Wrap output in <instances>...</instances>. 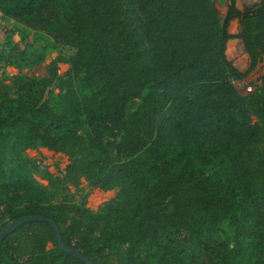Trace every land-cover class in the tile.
<instances>
[{"label": "trees", "instance_id": "1", "mask_svg": "<svg viewBox=\"0 0 264 264\" xmlns=\"http://www.w3.org/2000/svg\"><path fill=\"white\" fill-rule=\"evenodd\" d=\"M225 2L222 22L215 0H0L4 17L50 37L71 67L54 79L55 106L16 84L0 90V231L47 218L93 264H264V77L245 98L233 86L263 61L264 0L244 11ZM231 40L245 71L227 58ZM17 48L0 50V68H33L47 53ZM38 148L69 159L62 181L45 172L57 195L85 180L119 200L97 213L66 195L52 202L28 157ZM226 222L234 236L220 240ZM0 264L84 263L35 222L4 239Z\"/></svg>", "mask_w": 264, "mask_h": 264}, {"label": "rangeland", "instance_id": "2", "mask_svg": "<svg viewBox=\"0 0 264 264\" xmlns=\"http://www.w3.org/2000/svg\"><path fill=\"white\" fill-rule=\"evenodd\" d=\"M260 1L237 0V7L239 10L244 11L259 4ZM215 2L221 20L224 22L227 15V4L225 0H215ZM229 26L233 35L240 33L238 21L231 22ZM27 44L34 48L44 47L47 49L43 63L33 68H17L15 66L0 68V90L4 86H13L16 84L17 88L15 90L21 88L22 94L26 98L28 97L32 98V100L42 102L47 101L55 106L58 104L62 93L54 79L56 77H67L71 70L70 65L61 61L68 58L67 50L56 47L51 38L44 33L31 30L14 20L7 19L0 13V50H9L11 45H17L19 47L17 49L24 50ZM226 55L238 70L245 71L247 69L248 59L244 53V47L241 41L231 40L227 45ZM263 77L264 58L252 74L244 80L234 81L233 86L238 94L245 98L254 94L262 87L261 80ZM12 94L17 98L21 96L13 90ZM250 116L252 124H259V120L252 112H250ZM76 126L79 127V134L85 133L86 127L80 126L79 122L76 123ZM28 157L39 164L41 173L36 175L37 182L42 186L47 198L54 203L60 202L62 197L66 195L70 201L83 206L90 212L97 213L104 206L119 200V189L103 191L97 189L85 180L81 181L79 187H69L63 195H57L48 188L47 182L43 180L45 178L44 175L46 172L56 180L62 181L66 175L69 162L68 157L65 155H54L43 148L30 151ZM219 228L221 230L220 240L227 238L233 239L234 229L228 222L221 224Z\"/></svg>", "mask_w": 264, "mask_h": 264}, {"label": "water", "instance_id": "3", "mask_svg": "<svg viewBox=\"0 0 264 264\" xmlns=\"http://www.w3.org/2000/svg\"><path fill=\"white\" fill-rule=\"evenodd\" d=\"M228 34L229 35H233L230 31V26L228 28ZM35 222H44L47 224H50L55 232L56 238H57V242H58V248L64 252L65 254H67L68 256L75 258L77 260H79L80 262L84 263V264H93L88 258L83 257L80 253L76 252L73 249L68 248L62 241V237H61V233L60 230L58 228V226L55 224L54 221L49 220L47 218H43V217H29V218H24L21 219L17 222L11 223L9 225H7L6 227H4L1 231H0V250L2 247V243L4 241V239L14 233L15 231H17L22 225L28 224V223H35Z\"/></svg>", "mask_w": 264, "mask_h": 264}, {"label": "built area", "instance_id": "4", "mask_svg": "<svg viewBox=\"0 0 264 264\" xmlns=\"http://www.w3.org/2000/svg\"><path fill=\"white\" fill-rule=\"evenodd\" d=\"M0 228H1V215H0Z\"/></svg>", "mask_w": 264, "mask_h": 264}]
</instances>
